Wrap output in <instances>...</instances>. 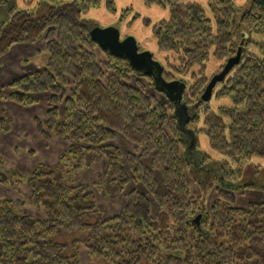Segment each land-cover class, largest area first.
Returning a JSON list of instances; mask_svg holds the SVG:
<instances>
[{"label":"trees","instance_id":"trees-1","mask_svg":"<svg viewBox=\"0 0 264 264\" xmlns=\"http://www.w3.org/2000/svg\"><path fill=\"white\" fill-rule=\"evenodd\" d=\"M50 1L56 5L47 15L11 12L0 26V58L39 42L48 54L43 69L2 88L0 101L29 108L45 95L46 119L35 125L44 138L69 146L54 166L11 179L0 174L2 185L24 183L28 203L42 211L35 218L0 200V264H80L81 247L92 263L264 264V199L246 207L236 200L243 192L264 197V170L256 164L264 162V0H139L165 12L156 22L129 8L118 13L116 0ZM101 8L120 23L129 19L127 29L140 22L157 51L175 59L168 72L161 66V76L186 86L184 128L172 103L164 107L130 85L131 76L146 77L100 50L105 76L89 37L97 25L87 18ZM238 52L239 63L203 103L210 80ZM211 59L223 65L208 79ZM117 136L137 151L123 155L112 144ZM200 137L218 159L200 150ZM98 162L105 164L101 183H81ZM120 198L124 206L113 214L98 203Z\"/></svg>","mask_w":264,"mask_h":264},{"label":"rangeland","instance_id":"rangeland-1","mask_svg":"<svg viewBox=\"0 0 264 264\" xmlns=\"http://www.w3.org/2000/svg\"><path fill=\"white\" fill-rule=\"evenodd\" d=\"M74 0H59L57 4H65L70 3ZM80 1V0H77ZM241 3L244 0H239ZM56 4H52L50 0H0V26L5 25L11 21V12L18 13L21 11H28L35 15V17L45 16L49 12V8ZM129 8L133 13L140 15L141 17H147L152 22H156L157 20L165 17V12L159 9H145L139 0H116V9L119 13L122 9ZM88 19H91L97 26L100 28L107 27H116L120 32V38H124L125 36H135L136 41L138 42L140 52H149L153 59L157 61L163 68L168 72L167 63L171 65H175V59L170 56L159 53L156 49L155 42L150 35L149 30H145L141 27L140 22L136 23L134 27L131 29H127L126 25L129 21L126 20L124 23H120L117 21L118 16L112 17L108 15L103 8L97 10H91L88 15ZM43 43V42H42ZM45 46V45H44ZM37 53L30 55L26 58V62L21 65V70L23 75H28L33 71H38L44 68L46 65L48 54L45 48H37ZM95 55L97 59V63L100 68L105 72V76L108 73L105 70L106 67V59L104 54L99 50H95ZM223 63H219L213 59L210 60L207 66L206 76L210 79L212 76L217 74L220 71ZM187 81V78H185ZM5 79L0 76V91L9 82L5 84ZM104 82V80H103ZM189 82V81H188ZM130 85L132 86H142L146 95L151 99L157 101L164 107H167L170 103L162 93L156 90L154 86L151 85V82L146 78H137L134 76L130 77ZM189 85L191 83L189 82ZM42 100L38 106H33L29 108H21L24 109L21 120H25V129L23 133L19 132L20 137L16 140V137H13L15 134L11 135L9 146H4L2 149L3 152L0 154V167L4 171H2V175L6 176L7 179H11L12 173H17L19 175H26L32 172L36 166L40 164H46L49 166H54L58 162L59 156L65 152L68 148L69 143H63L57 140L56 138H44L38 131L35 122L32 129L28 126L27 120L32 115L36 117V119L40 121H44L46 119V110L47 104L44 105L47 101V97L45 95L42 96ZM16 106V105H14ZM10 110V109H7ZM6 114L9 112L6 111ZM15 121L16 119L13 118ZM11 120V119H10ZM35 120V119H34ZM31 125V123H30ZM6 126V124H5ZM18 124H11L9 121V129L18 128ZM15 130V129H14ZM8 133L10 131H7ZM116 147H118L123 155L128 152H135V147L130 143L126 142L120 136H117L116 140L112 143ZM192 150V148H191ZM200 150L209 154L213 159H218V156L214 153L212 154L207 147L206 140L200 137ZM193 165L199 166L196 160L190 161ZM258 167L260 166L261 170H264V162H257ZM195 168V167H194ZM105 169L104 162H98L93 165L90 170H88L83 177L81 178V183L84 184H92L94 182L101 183L102 174ZM184 169L188 172V168L184 165ZM259 181V180H257ZM24 182V180H21ZM24 183L22 184H14L11 181H7V184L3 186V189L0 190V200L4 199H14L17 200V195L15 192H19L22 195H28L27 187H24ZM191 192L193 196H199V189L195 185V183L190 178ZM258 185H264V178H262ZM142 192H145L144 188H140ZM30 195V192H29ZM237 205L240 207H246L250 202L262 201L264 197L261 194L253 193V192H243L236 195ZM29 198V197H28ZM209 205L215 200V189L210 193L209 198L207 199ZM263 202V201H262ZM99 205L103 206L108 214H113L116 211L120 210L124 206L123 200L117 199L115 201L109 202L107 200H98ZM114 203H116V207H114ZM15 209L20 213H25L28 215H33L35 218H42V211L40 209H36L32 206L28 207L26 202L19 200L15 202ZM35 210L37 213H41L39 217H36ZM156 211V204L153 200H151V212ZM35 215V216H34ZM80 264H103L101 262L92 263L89 261L87 257V253L83 247L80 248L79 252Z\"/></svg>","mask_w":264,"mask_h":264},{"label":"water","instance_id":"water-1","mask_svg":"<svg viewBox=\"0 0 264 264\" xmlns=\"http://www.w3.org/2000/svg\"><path fill=\"white\" fill-rule=\"evenodd\" d=\"M89 37L97 44L99 50L113 57L126 60L135 73L142 74L144 77L151 79L156 90L162 93L173 104L174 113L178 117L181 128L187 125L189 121L188 112L185 104H183L182 96L185 85L180 82L165 83L161 76V65L154 61L149 52H139L137 42L133 37L129 36L121 40L119 30L114 27H95L90 31ZM240 57V52H238L234 59L228 61L221 73L210 80L201 98L203 103L210 100L216 84L224 79L234 65L239 63Z\"/></svg>","mask_w":264,"mask_h":264},{"label":"crops","instance_id":"crops-1","mask_svg":"<svg viewBox=\"0 0 264 264\" xmlns=\"http://www.w3.org/2000/svg\"><path fill=\"white\" fill-rule=\"evenodd\" d=\"M38 47L39 48H45L44 43L39 42V43L34 44V45H16V46H13L7 52V54H5L3 57L0 58V76H1V78L6 80L5 84L7 82L11 83L12 81L23 76V73L21 70V65L26 62L27 57L37 53ZM44 105H46V103ZM21 108H23V107H21ZM21 108H19V106H17V105L14 106V104H12L6 100L0 101V119L5 120V123H4L5 128H2L0 125V149H2L4 146H6V147L9 146L11 135L15 134L13 137H16V140H17L20 137L19 132L23 133V131L25 129V127H24L25 120H21V116H22V113L24 111V109H21ZM7 109H10V110H7ZM6 111L9 112V114H6ZM13 118H15L16 121ZM34 119H36V117L31 115L29 117V119L27 120L26 124H28V126H30V129H32L31 126L33 127V125H34V123H33ZM9 121L11 122L12 125H14V123H17L19 127L18 128H11V130H8L9 129ZM30 123H31V125H30ZM5 124H6V126H5ZM7 131H10V132L8 133ZM2 152L3 151L0 150V154ZM2 167H0V174H2V171H4L2 169ZM3 186L4 185L0 184V190L3 189ZM23 186L27 187L26 185H23ZM27 191H28V195H25L24 193H22L23 196H21V194L19 192H15L14 194L17 195V200L11 199V201L17 202V201L23 199V202H26L28 207H30L31 205L28 203V197L30 196L29 195L30 190L28 187H27ZM33 211H35V210H33ZM40 214L41 213H37L35 211L36 217H39Z\"/></svg>","mask_w":264,"mask_h":264},{"label":"flooded vegetation","instance_id":"flooded-vegetation-1","mask_svg":"<svg viewBox=\"0 0 264 264\" xmlns=\"http://www.w3.org/2000/svg\"><path fill=\"white\" fill-rule=\"evenodd\" d=\"M124 39V38H121V40ZM184 93V92H183ZM183 96V95H182Z\"/></svg>","mask_w":264,"mask_h":264}]
</instances>
